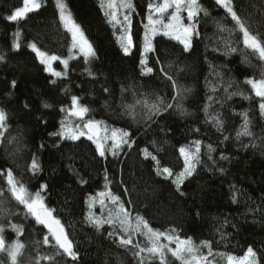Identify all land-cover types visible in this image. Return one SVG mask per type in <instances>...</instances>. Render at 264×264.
Instances as JSON below:
<instances>
[{
	"label": "trees",
	"instance_id": "16d2710c",
	"mask_svg": "<svg viewBox=\"0 0 264 264\" xmlns=\"http://www.w3.org/2000/svg\"><path fill=\"white\" fill-rule=\"evenodd\" d=\"M40 2L39 10L17 23L5 17L22 7L23 0H0V54L6 56V61L0 62V108L8 115L5 138L0 140V170L11 169L31 193L40 191L46 206L61 221L80 259L73 262L56 256L58 264H140L135 248L121 247L108 237L111 226L105 224L98 231L86 220L90 212L88 198L105 189L120 196L133 225L139 215L150 227L171 236L190 237L195 245L210 241L212 253L225 254L220 255L223 259L227 255L239 259L251 246L260 264H264V115L259 109L261 98L246 83L250 78H264V60L244 46L242 33L234 28L231 17L215 0H199L208 15L200 13L199 35L193 37L189 51L185 52L182 43L164 36L162 31L153 38L165 70L190 91L183 94L179 107L145 121L142 117L146 109L137 100L144 98L152 103L160 97L175 103L171 96L176 95L154 63L156 54L148 57L149 66L156 69L154 74L140 75L139 48L147 23V5L159 4L160 0H131L129 14L136 47L130 55L124 54L121 29L108 19L100 0H64L72 19L95 50L96 56L89 62L82 55L71 56L72 38L60 21L56 0ZM233 6L253 34L264 36V0H233ZM171 12L166 13L164 20L170 19ZM181 16L183 23H188L186 12ZM214 21L234 30L221 31ZM17 29L21 32V47L14 51L13 33ZM225 40L237 48L235 53L225 55ZM29 43H35L48 55L69 59L68 75L51 77L27 46ZM89 67L92 76L86 71ZM53 68L64 71L59 61L54 62ZM213 68L225 81L232 82L229 92L242 94L225 100L223 84L213 93L211 88L217 81L216 76L210 75ZM13 80L17 82L15 88L10 87ZM73 95L90 109L86 120L91 118L102 121L108 129L128 131L131 147L125 145L116 156L100 157L87 138L69 141L50 135L59 130L65 117L60 109L71 107ZM209 95L221 102L209 104ZM45 103L49 107H44ZM25 104L29 107L25 108ZM206 105L208 113L204 110ZM217 113L222 121L219 130L213 122ZM244 114L252 135L241 134L237 138V133L244 130ZM197 128L199 132L195 131ZM225 136L229 139L225 140ZM195 139L203 142L200 162L192 175L177 186L174 178L184 167L179 149L189 147ZM207 144L216 149L211 160ZM144 149L157 157L161 169L171 168L173 176L158 175L156 162L145 155ZM221 155L228 158L221 159ZM33 157L41 168L35 174L30 171ZM43 184L47 189L41 191ZM0 188L9 195L6 177L2 175ZM10 207L16 212L12 222L23 226L19 239L25 249L19 264H53L39 259L55 253L51 245L42 244L47 228L33 217H26V210L15 201ZM92 209L97 217H106L109 209L116 211V205L105 201L104 209ZM115 230L120 232L118 226ZM5 235L9 242L17 239L11 230ZM133 242L149 246L146 236L139 234L133 235ZM0 261L7 264L6 254L0 253ZM166 263L180 264L174 258ZM144 264H160V260L150 258Z\"/></svg>",
	"mask_w": 264,
	"mask_h": 264
},
{
	"label": "snow or ice",
	"instance_id": "6c2138e0",
	"mask_svg": "<svg viewBox=\"0 0 264 264\" xmlns=\"http://www.w3.org/2000/svg\"><path fill=\"white\" fill-rule=\"evenodd\" d=\"M216 5L223 8L228 16L231 17L234 22V28H238L243 36V44L245 47L251 49L253 53H258L259 58L264 60V36L253 34L250 26L242 20L241 16L235 10L233 6V0H215ZM41 7L40 0H23V6L15 8L13 12L6 16L10 22H19L27 17L31 12L39 10ZM56 7L60 13V21L65 25V27L71 32L73 39V48L78 49L84 56L85 61L89 62L91 59L95 58L96 53L92 44L84 36L83 31L80 26L74 22L71 13L68 10L64 0H56ZM109 8L115 7L113 3H109ZM120 7L131 9L133 6L131 0H122ZM169 9H173L170 14V19L168 23H165L162 17ZM148 15L146 16L147 23L144 24V35L142 39V46L139 48L140 51V75L141 76H151L155 72L153 66H149V54H156L154 63L159 66V72L167 81L171 83L172 88L176 91V95L171 96L173 102H166L163 98L156 97L155 102L150 103L148 99L141 98L137 100L138 104H141L144 109H146L145 115L142 117L145 121H152L155 116L167 112L176 107H179V101L182 99L185 92L190 91V89H184L179 84L176 78L172 74H169L163 66V62L160 60L158 49L153 44V38L161 33L164 36H170L178 41H180L184 46V51L187 52L192 47V40L194 36L199 35L198 24L200 20L198 17L200 13L203 12L205 16L208 15L206 9H204L199 0H163L162 3L154 4L149 2L147 5ZM182 12L187 13L188 23H183V18L181 16ZM115 20L116 15L114 12L109 13ZM217 28L221 31H233L234 29H225L221 26L219 21H214ZM123 32L120 37L121 47L125 55L131 54V49L136 47L134 44V33L132 32V19L128 14H125L123 21H121ZM160 27H157V26ZM21 32L17 29L13 33V44L12 49L19 50ZM36 53L40 60V63L44 65V71L49 73L51 77L60 78L68 75V65L69 59L61 58L58 55H48L46 52L41 51L35 43H29L27 45ZM225 55L235 53L237 48L232 47L230 43L225 40ZM215 50V49H214ZM6 56L0 54V62H5ZM59 61L63 65L64 71H57L53 68V62ZM170 67V65H169ZM88 75H94L91 68L86 69ZM210 75L217 77L216 84L212 86L211 91L216 92V88L221 84L224 85L225 100L230 99L233 95L242 94L238 92H229V88L232 86L231 81H225L223 76L216 72L213 68ZM264 76V74H262ZM206 85L211 82L208 78H205ZM16 81L11 82L10 87H16ZM51 83L55 84L56 81L52 80ZM246 83L251 86L256 97L261 98L259 103V109L261 115H264V78L259 80L247 79ZM105 92L108 91L107 88L104 89ZM209 104L220 103L219 99L214 98L212 95L207 96ZM81 98L75 95L71 96V107L65 108L61 107L60 111L65 113L64 119L60 122V128L57 132L50 135H55L61 140L78 141L81 137H87L89 141L95 144L96 152L100 157H105L107 152H111L113 156H116L123 147L127 145L131 147L133 141L130 139V133L123 129L112 130L111 134H107V129H105V135L103 137L98 136L97 129L103 124L102 121H96L94 119L88 118L85 120L86 115L89 113L90 109L80 103ZM25 108L29 105L25 104ZM44 107H49L48 104H44ZM205 112L208 113V106H205ZM180 111L183 113L184 109L181 107ZM245 120L243 125V132L237 133V138L239 136H251L252 133L248 130V118L247 114H244ZM69 118H76L75 123H70ZM7 120L8 115L3 108H0V140H3L4 132L7 131ZM207 122V121H206ZM213 122L217 129L222 128V121L217 113L213 117ZM196 132L200 130L195 129ZM19 143V139L16 137L12 138ZM225 140L229 137L225 136ZM111 140L112 143L109 146L107 141ZM11 142V141H10ZM202 140L195 139L191 142L189 148L181 147L179 149L180 155L184 160L183 170L176 176L174 183L179 186L186 176H191L195 171L196 164L200 162V154L202 148ZM208 158L211 160V153L216 151L212 144H207ZM146 156H150L157 165V174L166 175L167 177L173 176V171L169 167L160 168V161L155 155L148 152L147 149L143 150ZM228 157L221 155V159H227ZM41 170L40 163L36 157H33L30 164V171L32 173H38ZM0 175L6 177V186L8 196L5 195V190L0 188V253L6 254L7 264H19V258L23 255V250L25 249V244L20 241L19 236L23 234V226L12 222V217L16 215V212L12 210L10 204L15 201L18 206H23L26 210L25 216H31L34 218L37 224L43 225L48 230V235H45L42 244L51 245L55 249V253L51 256H42L39 259L52 261L53 264H58L55 257H68L71 261L76 262L80 259L78 250L74 247L72 240L69 239L68 233H66L64 226L61 221L53 216L52 210L45 206L42 199L41 192L31 193L28 188L23 184V182L17 180L14 172L11 169L0 170ZM107 174H105V180H107ZM86 183V181H82ZM107 187V186H106ZM41 191L47 189V185L43 184L40 186ZM99 196L107 197V199L114 205H116V211L108 210V215L106 217H97L91 211L86 217L88 223H90L98 231L103 228L105 224L112 227V231L108 232V237L113 238L114 242H117L121 247L132 246L136 249L135 255L140 257V264H144L146 259L159 258L160 264H166V252H170L172 256L180 260L182 264H211L208 257L213 255L212 247L210 241H202L200 247H205L208 249L207 255L197 254L199 252V247H197L192 238H180L179 236H170L166 232L159 231L149 226L148 222L144 220L142 216L137 215L136 222L133 225L131 213L125 208L124 202L121 201L119 195L113 194L110 190L107 192H100ZM92 203L89 205L91 209L97 202L94 197H90ZM235 202V196H233ZM99 204L101 209L105 207V200L100 199ZM7 221V223H4ZM119 227L120 232H116V227ZM11 230L15 233L17 239L9 242L6 238L5 233ZM172 231H175L173 229ZM123 233V234H120ZM139 234L146 236L149 246L142 247L139 242H133V235ZM163 238L164 243L161 241ZM175 244L173 248L170 245ZM142 253H147V257L142 256ZM220 255H225L220 253ZM228 264H260L257 259L256 251L249 246L246 254L242 258H236L232 255H227ZM0 264H4L0 261ZM39 264V261H37Z\"/></svg>",
	"mask_w": 264,
	"mask_h": 264
},
{
	"label": "rangeland",
	"instance_id": "374dc122",
	"mask_svg": "<svg viewBox=\"0 0 264 264\" xmlns=\"http://www.w3.org/2000/svg\"><path fill=\"white\" fill-rule=\"evenodd\" d=\"M100 2L103 4L102 5V7H103V9H104V12H105V14H106V16L108 17V19H110L111 21H113L114 23H116L118 26H119V28L121 29V35H122V32H123V28H122V24H121V21H123V17H124V15L125 14H128L130 17H131V15L129 14V9H127V8H123V7H120V4L122 3V0H100ZM113 3L114 5H115V7H113V8H109L108 7V5H109V3ZM163 2V0H160V3H162ZM105 5V6H104ZM107 8V9H106ZM170 10H172L173 11V9H169L168 11H170ZM167 11V12H168ZM112 12H114L115 13V15H116V19L114 20L113 18H112V16L111 15H109V13H112ZM166 12V13H167ZM166 13H164V15L162 16V17H160L161 19H165L167 16H168V14L166 15ZM187 14V13H186ZM170 18V17H169ZM168 21L169 20H164V22L165 23H168ZM64 25V24H63ZM64 27H65V25H64ZM157 27H160L159 25L157 26ZM66 28V27H65ZM66 30L70 33V35H71V38H72V34H71V32L66 28ZM178 41V40H177ZM180 42V41H179ZM181 43V42H180ZM78 55H82L83 56V54L78 50V49H76V48H73V39H72V53H71V56H78ZM53 64H54V62H53ZM53 66V65H52ZM85 120H86V118H85ZM69 122L70 123H75V122H79V121H77L76 120V118H69ZM102 128V130H103V132H104V134H103V132H102V137L106 134L105 133V129H107V134L108 135H110L111 134V131H112V129H108L104 124H102V125H100ZM81 138H87L86 136L85 137H81ZM70 141V140H69ZM111 143H112V141L111 140H109V141H107V144L110 146L111 145ZM95 145V144H94ZM185 148H189L188 146H185ZM108 154H112L111 152H107L106 153V155H105V157L108 155ZM183 158V157H182ZM161 176H163V174H161ZM177 176V175H176ZM176 176H175V178H174V181H175V179H176ZM188 177H190V176H186L184 179H183V181L185 180V179H187ZM183 183V182H182ZM181 183V184H182ZM107 191H109L108 189H105L103 192H107ZM42 196V195H41ZM95 199H96V203H95V205L92 207V208H94L95 206H98L99 208H101V206H100V204H99V200L100 199H104L105 201H109L108 199H107V197H101V196H99V194L98 195H96V197H94ZM42 199H43V201H44V203H45V198L42 196ZM90 199V197L88 198V200ZM92 203V201H90V204ZM45 206H46V204H45ZM47 207V206H46ZM90 209V211L92 212V213H94L93 212V209ZM105 208V207H104ZM103 208V209H104ZM127 209V208H126ZM100 210H102V209H100ZM96 214H100V213H96ZM54 216V215H53ZM169 235V234H168ZM171 236V235H170ZM161 241L162 242H164V243H167V241H164L163 240V238H161ZM171 247H175L176 245L175 244H172V245H170ZM197 247H199V252L197 253L198 255L199 254H203V255H207V253H208V249H206L205 247H200V245H196ZM170 258H174V259H176V257H174V256H172L171 255V253L170 252H166V262H167V260L168 259H170ZM242 258V257H241ZM159 259V258H158ZM208 259H209V261H211V264H228V261H227V257H225L224 259L222 258V256H220V255H215V254H213V255H211V256H209L208 257ZM178 260V259H177ZM178 262L180 263V264H182V262L180 261V260H178ZM167 264V263H166Z\"/></svg>",
	"mask_w": 264,
	"mask_h": 264
},
{
	"label": "water",
	"instance_id": "95a60500",
	"mask_svg": "<svg viewBox=\"0 0 264 264\" xmlns=\"http://www.w3.org/2000/svg\"><path fill=\"white\" fill-rule=\"evenodd\" d=\"M97 132H98V136L101 137L102 132H101L100 127H98Z\"/></svg>",
	"mask_w": 264,
	"mask_h": 264
}]
</instances>
